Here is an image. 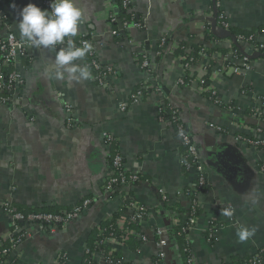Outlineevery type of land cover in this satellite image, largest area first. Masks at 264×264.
I'll return each mask as SVG.
<instances>
[{"label":"crops","instance_id":"crops-1","mask_svg":"<svg viewBox=\"0 0 264 264\" xmlns=\"http://www.w3.org/2000/svg\"><path fill=\"white\" fill-rule=\"evenodd\" d=\"M29 3L41 8V0H0V15L7 25L0 24L1 37L11 32L24 41L18 28L19 12ZM75 3L84 14L78 34L94 37L99 60L113 66L118 75L105 86L92 78L58 80L53 65L60 49L29 47L31 62L17 65L23 84L12 92L13 102H0V201L26 213L64 212L85 200H92L93 205L66 229L35 233L17 248L12 260L17 264H55L65 256L66 264L84 263L94 232L122 203L104 193L106 160L111 153L105 135H110L119 142L126 168L141 178L131 188L132 200L152 214L142 227L147 241L138 250L124 247V260L156 264L161 251L157 228L168 244L164 249L166 264H188L169 229L171 212L190 208L186 193L198 173L184 167L186 148L174 124L162 118L161 108L178 111L196 143L210 184L198 197L202 213L189 234L192 264H231L263 248L264 148L253 150L237 138L254 137L259 126L252 110L264 100V59L252 60L248 68H242L241 61L233 62L241 68L239 73L219 72L229 59L225 54L229 44L207 40L211 0H133L132 10L144 18L146 26L138 29L131 24L120 39L112 35L109 23L112 12L117 11L115 0ZM221 6L235 32L264 30V0H221ZM165 36L176 48L180 43L186 45V52L192 53L196 47L214 51L213 60L202 59L194 67L196 76L188 86H180L185 72L176 52L159 51ZM258 40L264 42V35ZM145 56L154 66L150 76L140 65ZM77 63L85 65L86 57ZM204 67L213 73L212 84L221 106L213 105L199 90L208 74ZM141 90L145 97L129 104ZM124 103L129 104L125 111L121 109ZM225 208L233 210L232 217L222 214ZM212 223L217 227L211 239L207 233ZM241 226L256 229L243 243L236 235ZM12 231L11 217L0 210V248ZM93 258L94 264H108L100 253Z\"/></svg>","mask_w":264,"mask_h":264},{"label":"built area","instance_id":"built-area-1","mask_svg":"<svg viewBox=\"0 0 264 264\" xmlns=\"http://www.w3.org/2000/svg\"><path fill=\"white\" fill-rule=\"evenodd\" d=\"M52 0H41V9L46 8L50 10V4ZM133 0H124V7H129L132 4ZM207 16L212 19V29L214 34L217 35V37H220L219 41H224L229 44L228 48L230 49V53L227 55L229 59L225 61V65L223 69H221L219 72L226 74H232V73H239L241 68L233 62L241 61L242 62V68H248L251 61L258 58L261 54L264 55V44H254L250 43V41H244L245 39L243 37H232L230 33V23L228 21V18L221 6V0H211V5L208 8ZM0 24L6 25V19L4 16L0 15ZM134 27L141 29L142 27L145 28V20L143 18V21L141 24L133 25ZM113 36H117L116 31H111ZM264 35V34H262ZM161 43L165 44L166 39L164 37L161 38ZM251 40L256 41L257 39L252 36L250 37ZM181 43L176 48L172 43L170 47L166 50V52H176L180 47ZM233 45H238L241 47V53L242 55L235 54L236 52L233 51ZM31 47L27 42L19 40L15 37L14 34L11 32H8L6 36L1 37L0 36V52H1V58L3 61V66H8L10 63H15L17 65V51L19 52L20 56L25 55L27 56L28 49ZM62 47H65V44L57 45L55 49H61ZM247 50H246V49ZM177 49V50H176ZM94 50H96L92 46V50L90 51V55L93 56V61L90 64L85 63V65L89 66V69L93 68V70L100 72L99 74H95V77L93 80L97 81L100 86H105L108 82V80L115 76L117 74V70L113 68L112 66H103L101 61H98L95 57ZM176 50V51H175ZM191 52H187V54L182 55L179 57V60L181 61L182 67L184 69V72L186 70L190 71L192 75L195 73L193 72L195 65H192L191 60L189 61L188 56ZM202 58L204 60L211 61L214 58L208 54L203 53ZM229 62V63H228ZM227 63V64H226ZM141 68L147 73L148 76L153 74L154 66L150 62L149 58L146 56L144 57L142 63L140 64ZM105 67V68H103ZM1 68V67H0ZM102 68L104 71L102 72ZM205 70H209V68H205ZM211 81L213 82V73L210 77ZM13 83L14 89L13 92H16L19 90V86L23 83L22 79V73L17 70L14 72L8 79L3 75L2 72H0V93H3L4 89L6 88L7 82ZM180 83L184 86H188V84L185 85L183 80H180ZM200 92L203 94L204 91L211 92L210 97H206L213 105L215 106H221L222 102L217 97L215 88L212 84V87L204 88L203 86H200ZM15 94V93H14ZM145 97L144 91H138L135 95H133L132 99L134 103H137L141 101ZM13 102V99L5 101V103ZM129 107V104H121V109L125 111ZM163 108L160 109V112L162 113ZM66 112L68 114H72V109L70 107H66ZM179 114L177 111H174L173 115ZM179 116V115H178ZM233 117H237L238 113L235 109H233L232 112ZM180 117V116H179ZM252 117L253 119L257 120L259 123V126L255 129L254 137L249 138L246 136L239 135L237 140L240 142V144L250 147L253 150H261L264 148V100H259L253 110H252ZM181 119V118H180ZM217 131H222L221 128H216ZM179 137L181 139L182 145L186 147V156L187 158L192 159V166L188 165V168L195 169L198 173L196 183L194 186L188 191L187 196L190 198V196H193L195 194V198L191 200V206L189 209L196 210L197 208L202 209V204L198 197L202 194L200 192L201 188H209L210 184L206 177V166L204 162H202L199 151L197 149L196 143L194 142L191 134L184 129V127L180 126L177 130ZM106 143L111 148L113 142H115V138L110 135H105ZM184 165V161L182 162ZM107 168H108V177L106 184L104 186V193L109 196L113 190L117 189L120 193L117 198L121 199V206L126 201H131L130 204V210L129 213L124 216V218H121L118 222V228L120 231L123 232L122 240L119 241L116 234H111L109 237H107L102 243L105 245L111 246V249L114 251H119L120 249H123L125 247L124 241L128 240V237L130 235L134 234L133 230L126 229L124 226L127 223L128 219H130L133 222H140V223H146L151 219V212L148 207H143L138 205L136 202L132 200L131 197V188L135 185L136 182L139 181L140 177L138 174L130 172L125 165L124 158L121 155V153L112 155L111 153L108 154L107 160H106ZM186 165V166H187ZM116 198V197H114ZM112 198V199H114ZM93 203L92 200H85L82 205L75 206L70 211H64L61 212V214H30V215H24L21 212H18L14 206L10 202L6 201H0V210L3 211L5 214L9 215L13 222V231L12 235L9 238L10 242V248L0 251V264H11L12 260V254L17 250L19 246H21L28 238H31L35 233H46L47 227H49V232H55L56 230L60 228L66 229L68 228L72 223L77 221L82 214L87 210L89 206H91ZM233 211V210H232ZM183 216L185 218H188L189 214L183 213ZM199 218L197 217H189V223L187 228L184 229V232L187 233V238L189 239V234L192 230V228L197 224ZM172 220L175 224L180 225L181 224V215L178 213H172ZM108 221H112V217L108 219ZM26 225H28L26 227ZM217 225L215 223H212V228L216 229ZM103 234V231L101 232ZM155 234L160 238L158 241V246L161 248L160 253L158 254V258L156 261V264H166L165 262V252L164 249L168 245L167 241L163 237V231L157 229ZM139 239L142 242L147 241V237L143 234L138 235ZM210 237H213V233L210 235ZM97 253H100L101 257L105 259V261L108 264H128L124 258L118 259V258H107L105 255V252L103 250L98 251ZM96 253L92 255V260H94V256ZM62 260L66 262L65 256H60L55 264H62ZM193 263L192 255L190 256L188 260V264ZM249 264H263L261 259L259 257H255L249 261Z\"/></svg>","mask_w":264,"mask_h":264},{"label":"trees","instance_id":"trees-1","mask_svg":"<svg viewBox=\"0 0 264 264\" xmlns=\"http://www.w3.org/2000/svg\"><path fill=\"white\" fill-rule=\"evenodd\" d=\"M115 5L117 7V11L112 12L109 23L113 27L114 31L117 32L118 39H120L126 34L125 32L127 31L128 27L131 24H133V25L141 24L142 21H143V18L138 16L135 12H133V10H132L133 2L128 8L124 7V0H115ZM43 9H46V8L43 7ZM212 27L213 26L211 24H207V26H206V33L205 34H206L207 40H209L210 42H219L220 37L219 36L217 37V35L214 34ZM141 29H143V27ZM229 30H230V33H231L232 37H235V38L243 37L245 39L244 41H250V43H254V44H257V45L264 44V42H260L258 40V36L261 35V34H264V30H262L259 33H257L258 31L251 32V33H238V32H235L233 30L232 26H230ZM252 36H254L257 39V42L250 39V37H252ZM164 38L166 39L165 44L161 43L162 39L160 40V44H159V51L161 53H163V54L166 52V50L171 45L170 38L168 36H165ZM72 39H73V41H74V43L76 44L77 47L82 46L83 42L87 41L88 43H90L96 49L94 37L91 34H78L77 36L73 37ZM185 46L186 45L182 44L181 47L176 51V54H177L178 57H181L182 55L187 54ZM233 51L236 52L235 54H237V55H242L241 47L238 46V45H233ZM205 52H206V54L211 56L214 51L213 50L209 51L208 49H203L201 47L194 48V51L191 54H189V56H188L189 61L191 60V62H192L191 64L195 65V66L198 65L200 63V61L203 59L202 58L203 57L202 54L205 53ZM94 53H95V57H98L96 50H94ZM229 53H230V49L227 48L226 51H225V54H229ZM92 57L93 56H91L90 52H89L88 55L86 56V63L87 64L91 65V62L93 61ZM258 58L264 59V55L261 54ZM258 58H256V59H258ZM97 60L100 61L99 58H97ZM18 62L19 63H23L24 62V64H27V63L31 62V60L27 56L22 55L21 56V60L18 61ZM210 63H211V65L214 64L213 62H210ZM2 64H3V61H2V58H1V52H0V67H1L0 68V72H2L3 75L7 79L14 72H16L18 70L17 69L18 63H17V65L15 63H10L8 66H3ZM102 65L106 66V67L108 66V65H105V64H102ZM103 68H105V67H103ZM103 68H102V72L104 71ZM90 71L92 73V78L93 79L95 77V74H99L100 73V72H97V71L93 70V68H91ZM211 73L212 72L210 70H208V74L204 78V82L201 84V86H203L206 89L209 88V87H212V81L210 79ZM116 75H118V71H117ZM195 76H196V74L192 75V73L190 71L186 70L185 77L182 80L185 83V85L186 84L190 85L193 82V80L195 79ZM93 81L97 85H99L97 81H95V80H93ZM14 85L15 84L10 83L9 81L6 83V88L4 89L3 93H0V102L1 103H5V101L10 100L12 98V92H13L12 90L14 89L13 88ZM180 86L184 87V85H182L181 83H180ZM20 87L21 86H19V88ZM202 95L204 97H210L211 96V92L204 91ZM133 103H134L133 99L131 98V101H130L129 104H133ZM174 111H176V109H173V108L171 110L163 109V111L161 113V116L165 120H168V121L172 122L177 130H178V127L182 126V127H184L185 130H187L190 133L188 127L182 122V120L178 116L179 114L173 115ZM105 141H106V138H105ZM118 143H119L118 140H115V142H113V144L111 146V154L113 156L120 153ZM183 161H184V163H186V165L188 164V165H190V167L192 166V159L187 158L185 152H184ZM186 165L184 167L188 168L189 166L188 165L186 166ZM262 172L264 173V166H262ZM140 179H139L138 182L135 183V185L140 182ZM208 189L209 188H201L200 192L205 193L206 191H208ZM187 193H188V191H187ZM119 195H120L119 191L117 189H115V190L112 191V193L107 198L108 199H112V198L117 197ZM195 197L196 196L194 194L193 196H190V199L193 200ZM83 202H81L80 204H78L76 206L82 205ZM131 203H132L131 201L124 202L123 205L120 206L119 209L117 211H115V213L113 214L112 221L105 220L99 225L98 229L94 232V235H93V237H92V239H91V241L89 243V246L87 248V253L85 254V261H84L83 264H94L95 262H94V260H92V255L94 253H97L98 251H101V250H103L105 252V255L107 256V258L123 259V256H122V253H121L122 249H120L119 251H114V250L111 249V246L105 245L102 242L107 237H109L111 234H116L117 237H118L117 239L119 241L122 240L123 232L119 230L118 222H119V220L121 218H124V216H126L129 213L130 204ZM92 205H93V203H92ZM91 206H89L87 208V210ZM73 208L74 207H72L70 209H67V211H70ZM18 212H20V211H18ZM186 212L189 214L188 218H185L183 216V213H186ZM21 213H23L24 215H30V214H61V210H59V209H48V210H44V211H34V212H27V213L26 212H21ZM174 213H176V212H174ZM177 213L181 215V224L177 225V224H175L172 221L171 227L169 229V231L171 233L170 238L176 240L180 244V249H181V252L183 254V257L188 262V260H189V258L191 256V249H190V241L187 238V233L184 232V229L187 228V226H188L189 217H197V218H199L201 213H202V209L197 208L196 210H193V209L185 210L183 208H180V210ZM171 216H172V212H171ZM60 227L61 226H59V229H62ZM124 227L126 229L134 231V234L130 235L128 237V240L124 241L125 247H128V248L133 249V250H138L140 248V246H141V243H142V241L139 239L138 235L142 234L143 223L133 222L130 219H128V221H127V223L125 224ZM48 228L49 227H47V230L45 231L46 233L49 232ZM154 229H155V232H156L157 228H154ZM102 231H103V234H101ZM214 231H216V230L212 228L209 231V233H207L208 237H210V235ZM156 240H157V242L160 240V238L157 235H156ZM9 248H10V242L6 241L4 243V245L0 248V251L5 250V249H9ZM255 257H259L261 259L262 263L264 264V247L258 249L255 253L250 254L246 258H241L240 260H238V261H236L234 263H231V264H249V261L251 259L255 258ZM11 264H17V261L16 260H11ZM62 264H66V262L62 260ZM128 264H130V263H128Z\"/></svg>","mask_w":264,"mask_h":264},{"label":"clouds","instance_id":"clouds-1","mask_svg":"<svg viewBox=\"0 0 264 264\" xmlns=\"http://www.w3.org/2000/svg\"><path fill=\"white\" fill-rule=\"evenodd\" d=\"M83 15V10L77 6L75 0H52L50 10L29 3L19 12L20 36L29 45L37 49H54L57 45H66L55 55V79L67 78L69 81L81 82L92 78L89 66L77 63L88 55L92 45L85 41L82 46L77 47L72 39L79 32ZM252 203H256L255 198ZM222 214L232 217L233 211L225 208ZM255 231V228L241 226L236 235L243 243L252 238Z\"/></svg>","mask_w":264,"mask_h":264},{"label":"water","instance_id":"water-1","mask_svg":"<svg viewBox=\"0 0 264 264\" xmlns=\"http://www.w3.org/2000/svg\"><path fill=\"white\" fill-rule=\"evenodd\" d=\"M17 60L18 61H20L21 60V56H20V54H19V52L17 51ZM28 225H26V227H27Z\"/></svg>","mask_w":264,"mask_h":264}]
</instances>
